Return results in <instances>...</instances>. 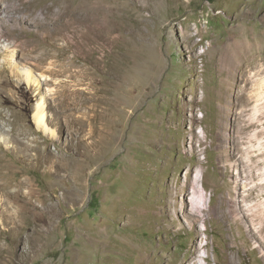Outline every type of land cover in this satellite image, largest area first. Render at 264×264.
I'll return each instance as SVG.
<instances>
[{"label":"rangeland","instance_id":"rangeland-1","mask_svg":"<svg viewBox=\"0 0 264 264\" xmlns=\"http://www.w3.org/2000/svg\"><path fill=\"white\" fill-rule=\"evenodd\" d=\"M258 72L264 0H0V264H264L220 119Z\"/></svg>","mask_w":264,"mask_h":264},{"label":"bare ground","instance_id":"bare-ground-1","mask_svg":"<svg viewBox=\"0 0 264 264\" xmlns=\"http://www.w3.org/2000/svg\"><path fill=\"white\" fill-rule=\"evenodd\" d=\"M24 74L27 81L31 80L29 71ZM250 78H252L251 82L249 81L251 83L250 88L247 89V87L243 86L238 91L235 104L230 99L226 102V105L221 106L222 114H220V119L226 122L225 119L232 116L231 119L234 123L233 135L230 138L227 135V144L222 147V155L228 158L229 150L231 154L233 153L234 159L229 165L233 167L234 182L239 183L242 187L239 199L236 196L233 199L234 206L229 211V214L234 218L240 216L236 207L239 202H242L244 213L254 230L260 228L261 221L264 220V208H261L264 206V198L259 199L257 202L258 208L256 209L252 208L254 204L247 202V195L253 188L259 187L260 192H264V74L261 75L258 72V74L249 75V80ZM13 101L14 99L10 97L9 93H6L0 105L8 106ZM33 115L35 121L40 124L44 132L54 134V130L45 121V110L42 101L37 103ZM0 116H3L2 112H0ZM201 186L202 189H205L203 181H201ZM182 191H186V188L183 187ZM194 191L199 195L198 204L200 206L197 208L199 210L201 206H206L205 196L198 187L194 186ZM200 210L203 211L202 209ZM192 214L198 215L195 211H192ZM254 220H257V226L254 225Z\"/></svg>","mask_w":264,"mask_h":264},{"label":"built area","instance_id":"built-area-1","mask_svg":"<svg viewBox=\"0 0 264 264\" xmlns=\"http://www.w3.org/2000/svg\"><path fill=\"white\" fill-rule=\"evenodd\" d=\"M249 225V224H248ZM251 228V226L249 225V229ZM252 229V228H251Z\"/></svg>","mask_w":264,"mask_h":264}]
</instances>
